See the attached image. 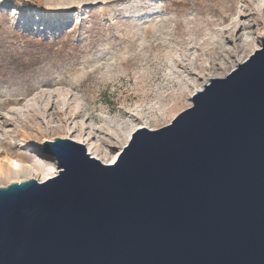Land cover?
Segmentation results:
<instances>
[{
    "label": "water",
    "instance_id": "1",
    "mask_svg": "<svg viewBox=\"0 0 264 264\" xmlns=\"http://www.w3.org/2000/svg\"><path fill=\"white\" fill-rule=\"evenodd\" d=\"M261 43L114 164L45 141L59 174L0 187V264H264Z\"/></svg>",
    "mask_w": 264,
    "mask_h": 264
},
{
    "label": "rangeland",
    "instance_id": "2",
    "mask_svg": "<svg viewBox=\"0 0 264 264\" xmlns=\"http://www.w3.org/2000/svg\"><path fill=\"white\" fill-rule=\"evenodd\" d=\"M259 4L260 0L0 2L1 151L14 158L29 157L38 155L44 140L66 139L60 130L66 127L85 135L83 124L152 121L158 109L174 99L179 107L176 117L193 105L187 104L189 81H204L203 53L210 57L213 74L214 61L223 57L221 50L237 48L248 37L262 47L264 16ZM237 21L233 41L227 32ZM253 53L239 52L238 60ZM236 60L217 67L215 74L231 70ZM35 107L47 108L45 117H37ZM175 117L163 120L158 129ZM24 131L31 138L27 143L22 142Z\"/></svg>",
    "mask_w": 264,
    "mask_h": 264
},
{
    "label": "bare ground",
    "instance_id": "3",
    "mask_svg": "<svg viewBox=\"0 0 264 264\" xmlns=\"http://www.w3.org/2000/svg\"><path fill=\"white\" fill-rule=\"evenodd\" d=\"M259 6V13L263 14L264 16V0H260ZM239 26L240 22L237 21L234 23V26L227 32L228 35H232L230 39H233L235 37V33L238 31ZM260 36L261 38L264 37V30L260 31ZM225 48H228V46L225 45L224 49ZM257 49H261V45H257L255 40L248 37L247 39H245V41H241L240 45L237 48L229 47L228 50H221V54H223V57L221 58V60L216 59L214 61L215 64L213 63L216 70L215 72H217V67L220 69L226 67V65L228 64V60L231 61L232 58H236L237 60L232 64L231 70H228L226 73L223 71L224 73L216 74L215 72H213V74L211 73L212 68L208 69L209 65L211 64L209 60L210 57L202 52L203 56L200 55L203 58L202 64L206 66H204V69L200 72V76L203 77L204 81L200 82L199 80L194 78L189 81L188 88L190 97H188L190 102H187V104H192L193 94L199 90H202L203 87L211 79L225 77L233 69H235L239 63L244 62L245 57L238 60L239 52L242 54H247L249 50L255 52ZM249 56L250 55L248 54V57ZM212 70L214 71V69ZM174 101L175 99L172 100V103L168 102L163 107H160L157 113L152 118V121L149 119L141 118L139 119L141 120V123H134L130 120L120 122L119 120L115 119L109 120L108 124H105V122H103L99 126L94 125L93 123L89 126L83 124L82 131H86L85 135L80 134V132H73V128L69 127L60 129L61 134L63 138L70 139L77 144H83L86 153L92 159L98 160L103 164H114L117 161L123 148L132 138V135L135 131L143 128L149 130H157L163 120H166L170 117H175V114L179 107L177 106V104H175ZM47 110V108H45L44 111L37 107L33 108V112L35 113V115L40 118L45 117V115L47 114ZM31 118L32 123L35 124L36 117L32 116ZM39 130H41L40 127ZM74 134H76L74 136V139H71ZM22 137L24 138V140H22L23 143H27L26 139H31L30 135L25 131L22 133ZM45 141L46 140H44V142ZM44 142H41L38 145L36 151L38 152V155H32L22 158H14L8 154L6 155L3 151H1L2 149L0 148V187H6L12 183H22L30 179L45 181L59 174V171L61 170L60 164L57 159L50 160L49 155H46L43 152ZM113 149H115L114 152Z\"/></svg>",
    "mask_w": 264,
    "mask_h": 264
},
{
    "label": "built area",
    "instance_id": "4",
    "mask_svg": "<svg viewBox=\"0 0 264 264\" xmlns=\"http://www.w3.org/2000/svg\"><path fill=\"white\" fill-rule=\"evenodd\" d=\"M6 1H8V0H0V2H2V3L6 2Z\"/></svg>",
    "mask_w": 264,
    "mask_h": 264
},
{
    "label": "trees",
    "instance_id": "5",
    "mask_svg": "<svg viewBox=\"0 0 264 264\" xmlns=\"http://www.w3.org/2000/svg\"><path fill=\"white\" fill-rule=\"evenodd\" d=\"M7 2V1H6Z\"/></svg>",
    "mask_w": 264,
    "mask_h": 264
}]
</instances>
